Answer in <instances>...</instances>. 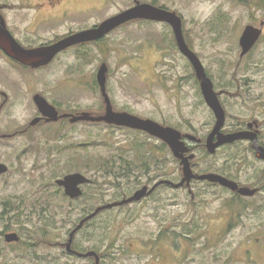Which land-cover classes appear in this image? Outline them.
<instances>
[{"label": "rangeland", "instance_id": "1", "mask_svg": "<svg viewBox=\"0 0 264 264\" xmlns=\"http://www.w3.org/2000/svg\"><path fill=\"white\" fill-rule=\"evenodd\" d=\"M139 1L182 17L186 42L220 94L226 111L222 130L236 132L257 122L254 128L264 145V8L256 0ZM93 4L94 11L75 15L46 38L54 40L52 33L68 28H92L135 3ZM247 25L263 28V35L241 57L239 40ZM95 42L63 52L46 68L33 71L0 54V90L8 95L6 101L0 93V162L9 166L0 177V264H96L94 256L66 249L83 218L146 185L182 180L181 161L162 140L106 122L70 121L71 115L84 112L105 113L97 79L104 63L115 111L195 135L202 142L188 140L195 173H219L261 191L242 195L207 180L178 188L160 184L142 200L103 209L86 221L74 236L73 249L96 251L99 264H264V159L247 140L209 153L206 140L215 114L172 26L135 21ZM36 94L68 113L67 119L31 125L40 116ZM74 172L91 180L76 199L56 184ZM9 232H17L20 241L7 243Z\"/></svg>", "mask_w": 264, "mask_h": 264}, {"label": "water", "instance_id": "2", "mask_svg": "<svg viewBox=\"0 0 264 264\" xmlns=\"http://www.w3.org/2000/svg\"><path fill=\"white\" fill-rule=\"evenodd\" d=\"M134 19L166 22L172 26L177 45L180 51L188 58V60L193 65L197 79L200 82V88L204 100L215 114V125L206 140V148L209 153L214 154L217 152L218 148L229 143H234L239 140H249L252 143V147L256 149V155L259 158L264 159V146L259 141V130H253L256 124L250 122L249 129L231 133H225L222 130L226 124V111L220 100V94L216 91L214 83L206 72L202 61L187 44L183 32L182 17L175 11H171L163 7H158L150 3H143L137 0L134 6L107 18L95 27L74 33L50 45L32 49L23 47L13 37V35L2 22L0 23V47L9 57L23 64L32 67L46 66L53 61L58 53L67 49L68 47L79 43L102 39L120 25ZM263 25L264 23H262V26ZM262 35L263 28L261 27L247 25L244 28L239 40V44L242 48L241 57H244L254 48ZM107 72L108 66L104 63L99 68L97 73L98 83L100 85L104 101L106 103L105 113L100 116H95L88 112H84L79 115H71L70 121L106 122L110 125L141 130L152 135L153 137L164 141L166 144H168L175 157L180 159L183 167V178L179 182H173L169 179H163L156 182L152 187L146 185L141 189L136 190L132 196L122 201L102 205L98 207L93 213L83 218L78 226L74 228V230L70 233L69 240L66 244V249L69 253L74 252L80 257L94 256L96 258V264H99L101 260L96 251L91 250L85 253L78 252L72 248V244L76 232L84 226L86 221L95 217L103 209L112 208L114 206L123 205L129 202L140 201L146 196L153 193L160 184L164 183L178 188L182 187L185 184L190 186L192 180H207L211 183H218L219 185L227 187L233 191H238L242 195L251 196L258 191L257 188L253 189L247 186H240L235 180H232L219 173H195L192 167V160L195 157V153H190L192 149L187 144L186 140L183 139V137H185L190 141L200 143L201 139L197 138L195 135H184L178 129L171 126L162 125L155 120L149 118L144 119L129 112L115 111L111 102V98L107 92ZM33 99L40 113L42 114V117L38 116L34 118L31 122V125L38 124L43 118H45L47 121H58L60 118L68 116V114L60 115L57 108L41 94L34 95ZM8 171L9 166L6 163L0 162V177L6 174ZM90 182V178L79 172L66 174L64 177L56 180L57 185L63 187L65 194L72 199L81 197L84 193L82 185L88 184ZM4 237L7 243L20 241V236L17 232L6 233Z\"/></svg>", "mask_w": 264, "mask_h": 264}, {"label": "flooded vegetation", "instance_id": "3", "mask_svg": "<svg viewBox=\"0 0 264 264\" xmlns=\"http://www.w3.org/2000/svg\"><path fill=\"white\" fill-rule=\"evenodd\" d=\"M9 1L10 0H0V23H2V22L4 23L5 27L10 31V33L13 35V37L23 47H25L27 49H32V48L50 45L52 43H55V42L62 40L63 38H65L69 35L90 29L91 26L78 28V29L68 28V29H65V31L66 30L67 31L63 32L62 34H59L57 32L52 33V35L56 38L54 40H48V38H46L48 35H50L51 30H55V28L57 26L64 25V23L69 21V19L75 20V15L85 14L87 12L94 11L97 7H96V5L93 4V2L98 1V0H19V2H14V3L11 1L9 2ZM100 1H103V0H100ZM107 1L108 0H104V2H107ZM136 1L137 0H134L135 4H136ZM81 3H87L90 5H88V6L86 5L85 7L79 8V10H76L74 5L77 6L78 4H81ZM130 7H132V6H128V8H130ZM8 13H10V15H8ZM135 21L154 22L152 20L135 19L133 21H130L128 23L120 25L116 29H119V28L125 26L126 24H129V23H132ZM95 26H97V25H95ZM95 26H93V27H95ZM116 29H114L113 31H115ZM112 32H110V33H112ZM95 41H97V40L72 45V46L68 47L67 49L63 50L62 52L58 53L56 55V57L53 59V61L63 52H67V51H70V50L76 49V48H81L87 44L97 43ZM0 54L2 56H5L6 58H8L10 63L17 65V66H19L25 70L31 69L33 71L34 69L46 68L47 66H49L53 62L52 61L51 63H49L46 66L32 67V66L23 64L17 60L12 59L3 51V49L1 47H0ZM0 93L5 95V98L7 101L8 95L6 94V92H4L3 90H0ZM57 110L59 111L60 115L68 114V113H61L59 108H57ZM39 113H40V111H39ZM41 115L42 114L40 113V116ZM63 119H67V118L64 117ZM69 119H70V117H69ZM42 121H46V119L43 118V119H41L40 122H42ZM249 123L247 124L246 129H249ZM255 123L257 124V122H255ZM255 129L256 128H253V130H255ZM5 136L6 135H1V138L5 137ZM7 136L9 137L11 135L8 134ZM183 139H185V138H183ZM185 140H187V139H185ZM247 141H249V140H247ZM191 147L193 148V146H191ZM84 185H86V184H84ZM84 185H82V189H83ZM256 188L259 189L258 187H256ZM259 191H261V190L259 189ZM83 253H85V252H83ZM69 254L79 256L76 253H69Z\"/></svg>", "mask_w": 264, "mask_h": 264}, {"label": "trees", "instance_id": "4", "mask_svg": "<svg viewBox=\"0 0 264 264\" xmlns=\"http://www.w3.org/2000/svg\"><path fill=\"white\" fill-rule=\"evenodd\" d=\"M258 7H260V8H264V0H256L255 2H254ZM252 51V50H251ZM164 143V142H163ZM200 144H202V142L200 143ZM164 145L165 146H168L166 143H164ZM143 161V160H142ZM141 161V162H142ZM140 162H137V164H139ZM62 189V188H61Z\"/></svg>", "mask_w": 264, "mask_h": 264}]
</instances>
